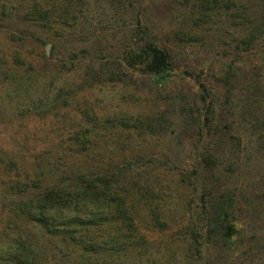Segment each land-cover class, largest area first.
Wrapping results in <instances>:
<instances>
[{"label": "rangeland", "instance_id": "374dc122", "mask_svg": "<svg viewBox=\"0 0 264 264\" xmlns=\"http://www.w3.org/2000/svg\"><path fill=\"white\" fill-rule=\"evenodd\" d=\"M0 264H264V0H0Z\"/></svg>", "mask_w": 264, "mask_h": 264}, {"label": "trees", "instance_id": "16d2710c", "mask_svg": "<svg viewBox=\"0 0 264 264\" xmlns=\"http://www.w3.org/2000/svg\"><path fill=\"white\" fill-rule=\"evenodd\" d=\"M143 53L146 56L145 64L148 74L152 76H162L170 70V57L164 50L150 44L145 46ZM39 205H41L40 209H42V213L33 221H36L47 233H52L53 231H58L59 233H63L64 231L65 233L66 228L61 230H56L55 228L57 227L55 222L57 223L59 221L58 218L60 219L59 212L62 211L61 209L68 208L64 193L56 192L54 190L48 191ZM67 225L66 222L60 224L61 227H67ZM216 227H218V225ZM230 229L231 228H228V231H230Z\"/></svg>", "mask_w": 264, "mask_h": 264}]
</instances>
